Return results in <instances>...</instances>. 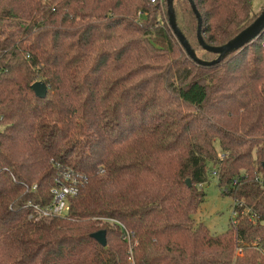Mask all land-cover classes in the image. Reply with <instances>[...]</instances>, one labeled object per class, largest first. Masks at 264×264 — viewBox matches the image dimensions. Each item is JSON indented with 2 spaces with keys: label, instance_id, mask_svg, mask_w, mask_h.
<instances>
[{
  "label": "trees",
  "instance_id": "1",
  "mask_svg": "<svg viewBox=\"0 0 264 264\" xmlns=\"http://www.w3.org/2000/svg\"><path fill=\"white\" fill-rule=\"evenodd\" d=\"M256 1L194 0L205 42L237 36ZM162 7L0 0V264L264 263V32L203 67ZM174 7L191 47L215 60L190 2ZM70 169L69 212L39 216ZM212 177L242 203L219 235L193 217Z\"/></svg>",
  "mask_w": 264,
  "mask_h": 264
},
{
  "label": "water",
  "instance_id": "2",
  "mask_svg": "<svg viewBox=\"0 0 264 264\" xmlns=\"http://www.w3.org/2000/svg\"><path fill=\"white\" fill-rule=\"evenodd\" d=\"M176 0H166L167 2V14H168V23L173 31L174 36L183 47L187 55L199 66L203 67H212L220 64L224 59H226L231 54L241 51L243 48L251 44L254 40H256L263 32H264V9L261 11L260 15L244 30H242L237 36L232 38L226 44L222 46H210L208 45L202 34L203 27V19L202 16L197 9V6L194 0H188L191 4V7L197 17L198 20V28H197V39L200 46L203 48L205 52L213 53L217 55V58L212 61L202 60L196 51L191 47L187 38L181 32L177 25L176 13H175V4ZM35 94L44 99L47 96L48 88L44 82H36L32 86ZM188 185H191V182L187 181ZM93 237L102 245H107L106 232L101 231L93 235Z\"/></svg>",
  "mask_w": 264,
  "mask_h": 264
},
{
  "label": "rangeland",
  "instance_id": "3",
  "mask_svg": "<svg viewBox=\"0 0 264 264\" xmlns=\"http://www.w3.org/2000/svg\"><path fill=\"white\" fill-rule=\"evenodd\" d=\"M263 5V1H256L254 7L255 12H261ZM162 6L163 0L160 3V7L164 11ZM217 148L219 149V146ZM203 189L205 198L199 209L193 215L195 224L199 225L204 223L212 234H223L227 231L233 219L234 200L222 194L223 188L218 186L217 177H212L203 186ZM236 253L237 255H242L241 253Z\"/></svg>",
  "mask_w": 264,
  "mask_h": 264
},
{
  "label": "built area",
  "instance_id": "4",
  "mask_svg": "<svg viewBox=\"0 0 264 264\" xmlns=\"http://www.w3.org/2000/svg\"><path fill=\"white\" fill-rule=\"evenodd\" d=\"M152 4L161 3L162 0H150ZM257 179H260L259 177ZM78 178L75 176L73 170H66L62 173L61 178L57 179V184L53 188V201L51 204L40 207L34 206L35 212L42 217L46 216H65L70 209V199L75 197L78 193ZM236 207H242V203L234 201L233 208V222L238 217L239 212L236 210ZM130 241L129 236L124 237V239ZM238 253L242 254V250H238ZM130 264H135L133 258L129 259ZM264 264V263H259Z\"/></svg>",
  "mask_w": 264,
  "mask_h": 264
}]
</instances>
